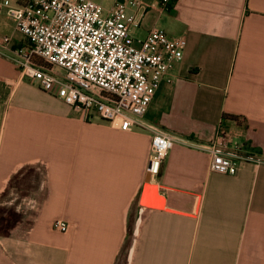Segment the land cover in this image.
Wrapping results in <instances>:
<instances>
[{
  "label": "crops",
  "instance_id": "crops-1",
  "mask_svg": "<svg viewBox=\"0 0 264 264\" xmlns=\"http://www.w3.org/2000/svg\"><path fill=\"white\" fill-rule=\"evenodd\" d=\"M93 1L107 10L117 0ZM148 1L132 35L155 26L186 45L144 122L204 144L221 121L250 161L219 174L205 152L175 143L150 180L171 210L144 207L140 199L155 203L143 189L150 134L64 104L0 56V205L29 171L28 196L43 191L0 235V264H264V0H170L160 13ZM0 2V36L15 44Z\"/></svg>",
  "mask_w": 264,
  "mask_h": 264
},
{
  "label": "built area",
  "instance_id": "built-area-1",
  "mask_svg": "<svg viewBox=\"0 0 264 264\" xmlns=\"http://www.w3.org/2000/svg\"><path fill=\"white\" fill-rule=\"evenodd\" d=\"M169 4L170 0H159L158 12H167ZM150 8L148 0H117L107 10L93 0H23L6 6L21 40L14 44L13 36H0V56L14 66L20 79L33 81L64 104L117 122L121 130L148 132L151 175L178 142L205 152L211 172L237 174L250 158L231 145L221 121L204 144L177 139L144 122L156 89L186 45L184 37L169 36L155 26L142 38L132 35ZM53 225L66 230L60 220Z\"/></svg>",
  "mask_w": 264,
  "mask_h": 264
},
{
  "label": "rangeland",
  "instance_id": "rangeland-1",
  "mask_svg": "<svg viewBox=\"0 0 264 264\" xmlns=\"http://www.w3.org/2000/svg\"><path fill=\"white\" fill-rule=\"evenodd\" d=\"M3 3L5 6H10L15 3V0H3ZM5 10V7H3L0 12L3 13ZM95 116V115H94ZM33 177L34 175L29 171L23 174L21 177V180L18 181L19 185H24V190H20L17 193H9L8 196H6L9 200H11L10 205H0V227L3 226L4 221L1 219L4 218H9L11 222H16L19 218H21L22 213L24 214L26 210H32L29 207L25 205V202L30 198V200L35 199L38 201L41 198V194L43 191H40L34 198L31 196H28V194L32 193L31 188L25 189V187L30 186V184L33 183ZM17 184V181H13L12 185L15 186ZM150 194L152 195L151 191H149ZM36 201L31 202V205L36 203ZM144 204V202H142ZM147 205V204H146ZM154 207V206H151ZM28 214V213H27Z\"/></svg>",
  "mask_w": 264,
  "mask_h": 264
},
{
  "label": "water",
  "instance_id": "water-1",
  "mask_svg": "<svg viewBox=\"0 0 264 264\" xmlns=\"http://www.w3.org/2000/svg\"><path fill=\"white\" fill-rule=\"evenodd\" d=\"M150 180H151V174L149 171H147L144 177L143 189L146 191H151L153 199H155V203L154 204L149 203L143 198L140 199V202H144V204L143 203L140 204L144 207L154 206V208L156 209H169L164 207V198L157 193V185L150 183Z\"/></svg>",
  "mask_w": 264,
  "mask_h": 264
},
{
  "label": "trees",
  "instance_id": "trees-1",
  "mask_svg": "<svg viewBox=\"0 0 264 264\" xmlns=\"http://www.w3.org/2000/svg\"><path fill=\"white\" fill-rule=\"evenodd\" d=\"M222 119L233 120V121H235L237 123H240L241 122V119H240L239 116L223 115L222 116ZM1 220L4 221V224H3L2 227H0V235L1 234L5 235L12 228V226L14 225V222H11V220L9 218H4V217Z\"/></svg>",
  "mask_w": 264,
  "mask_h": 264
},
{
  "label": "bare ground",
  "instance_id": "bare-ground-1",
  "mask_svg": "<svg viewBox=\"0 0 264 264\" xmlns=\"http://www.w3.org/2000/svg\"><path fill=\"white\" fill-rule=\"evenodd\" d=\"M142 203V202H141Z\"/></svg>",
  "mask_w": 264,
  "mask_h": 264
}]
</instances>
